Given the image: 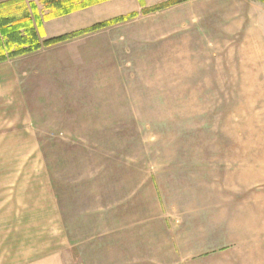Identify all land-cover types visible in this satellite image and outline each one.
Returning a JSON list of instances; mask_svg holds the SVG:
<instances>
[{"label": "crops", "instance_id": "0c3cea01", "mask_svg": "<svg viewBox=\"0 0 264 264\" xmlns=\"http://www.w3.org/2000/svg\"><path fill=\"white\" fill-rule=\"evenodd\" d=\"M114 2L51 19L44 30L55 22L67 25L61 35L86 30L107 20ZM137 20L126 31L116 26L83 34L0 64V170L9 175L44 162L50 152L43 139L53 138V247L41 258L52 264H264V190L258 188L264 149L173 139L143 147L111 142L140 137L142 121L183 122L189 101L167 98L161 106L175 113L158 115V102L125 97L124 83L108 82L115 72L109 56L128 32L133 47L161 51L164 89L188 88L183 70L192 45L194 59L212 58L200 62L211 65L204 88L264 90V5L192 0ZM173 77H180L179 86Z\"/></svg>", "mask_w": 264, "mask_h": 264}, {"label": "rangeland", "instance_id": "374dc122", "mask_svg": "<svg viewBox=\"0 0 264 264\" xmlns=\"http://www.w3.org/2000/svg\"><path fill=\"white\" fill-rule=\"evenodd\" d=\"M15 1H21V3L24 1L31 19L34 16L33 7L36 8L41 20L51 13L44 6V0H0V5ZM114 1L118 0L104 1L91 8L103 7L105 4ZM120 1L107 6L110 12L108 11V19L104 22L131 14L137 16L106 29L123 26L126 31L132 28L137 19L147 16L142 14L144 9H147L146 3L145 6H142L139 0H134L135 5H131L128 0ZM172 1L175 0H169L168 2ZM247 1L259 2L256 0ZM15 4L0 8V14L3 16H9L10 14L11 17L21 19L26 13L24 10H20L19 2ZM179 5L181 4L148 15L161 13ZM87 9L78 10L74 13ZM121 10L123 11L122 14H120ZM95 13L92 15H95ZM49 21L51 19L44 22ZM94 25L96 23L90 25L86 30ZM64 26L67 25L63 22H55L44 30L43 23L42 34L44 38L61 35L66 32ZM77 32L73 31L72 33ZM126 34H124L125 40L118 46V51L111 57L109 56V59L115 64V72L109 74L108 82L124 83L123 92L125 97H135L146 102H158L156 107V114L158 113V115L175 113V111H170L169 108L161 106L167 98L173 100L178 97L188 98L189 104L182 107V112L185 115L183 122L142 121L138 131L141 134L140 137L113 139L111 142L138 143L143 147L149 145L160 146L169 143L170 139H173L178 143L182 142V145L202 144L203 142L205 144H215L216 146L246 144L264 149L263 89L212 90L204 88L207 85L206 81L211 77V65L204 66L200 62L204 61L211 64L209 59L212 58L206 57V60L204 58L194 59L197 51L191 49L192 45L189 48L188 63L183 70H186V73L183 74V81L188 83V88L183 90L164 89L167 86L164 82L165 59L163 55L159 54L161 51L158 53L154 50L143 52L136 45L133 47L132 40L130 41L129 35ZM200 56L198 54V57ZM253 60L259 61L260 59L254 58ZM171 61L176 64L179 59L173 57ZM255 67L254 65L253 69ZM172 80L175 81V85H180V77L178 80L173 77ZM254 85H258V83L254 82ZM172 109L174 110V107ZM43 140L45 141L44 150L50 152L45 154L44 162L39 160L30 169L14 170L9 175L8 171L0 170V264H52L50 258H41L42 255L51 254L52 252L54 217L52 197L53 138ZM94 141H100V139H94ZM253 172L254 174L257 173L256 171ZM258 173H261L264 178L263 170L258 171ZM258 188L264 190V184ZM57 224H59L58 219Z\"/></svg>", "mask_w": 264, "mask_h": 264}, {"label": "trees", "instance_id": "16d2710c", "mask_svg": "<svg viewBox=\"0 0 264 264\" xmlns=\"http://www.w3.org/2000/svg\"><path fill=\"white\" fill-rule=\"evenodd\" d=\"M104 1L108 0H44V6L47 10H50L51 13L43 20L39 19L40 17L36 12L35 7H33L34 16L31 19L28 15V8L26 5H24V1L23 3H21V1H15L0 5V8L9 7L10 5H16L15 3L19 2L20 10H24L26 13V15L22 16L21 19L11 17L10 14L9 16H3L0 14V64L36 53L45 48L63 44L83 34L98 32L112 25L126 22L137 16L135 14L122 16L107 22L96 24L85 31L64 34L57 37L44 38L42 29L45 20L64 17L78 10L86 9L96 4L103 3ZM186 1L188 0H175L172 2H167L152 8L144 9L142 14L148 15L150 13L169 8L177 4H182ZM256 1L264 3V0ZM139 2L142 6H145V0H139Z\"/></svg>", "mask_w": 264, "mask_h": 264}]
</instances>
